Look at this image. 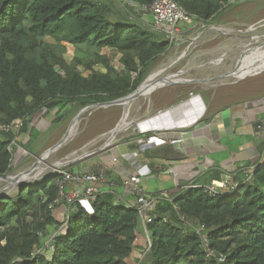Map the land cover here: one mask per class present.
<instances>
[{
    "label": "trees",
    "instance_id": "obj_1",
    "mask_svg": "<svg viewBox=\"0 0 264 264\" xmlns=\"http://www.w3.org/2000/svg\"><path fill=\"white\" fill-rule=\"evenodd\" d=\"M130 1L148 6L154 0ZM174 1L202 24H213L237 3ZM171 44L123 0H0V177L12 171L9 148L26 150L16 139L28 136L29 143L38 133L29 129L34 115L54 112L61 123L87 106L131 94ZM104 50L119 55L120 69ZM18 121L22 126L16 130ZM153 152L183 159L169 146L145 154ZM257 154L252 165L233 171L237 188L227 194L212 197L191 180L168 199L157 196L146 225L150 248L139 264H264V141ZM207 174L218 180L221 171ZM62 177L55 173L0 199V264H127L140 229L137 210L115 205L112 193H100L92 215L72 204L58 222L48 206ZM63 225L47 256L42 233Z\"/></svg>",
    "mask_w": 264,
    "mask_h": 264
},
{
    "label": "rangeland",
    "instance_id": "obj_2",
    "mask_svg": "<svg viewBox=\"0 0 264 264\" xmlns=\"http://www.w3.org/2000/svg\"><path fill=\"white\" fill-rule=\"evenodd\" d=\"M143 18L150 23L149 16L143 15ZM261 24H264V0H237V3L227 8L213 24H202L193 21L189 25L181 26V34L171 41L172 44L168 51L150 66L147 77L150 76L145 83L157 85L158 83L173 78L177 71L187 70L185 74L174 79L173 82L176 83V85L164 87L159 90L157 88H152V90H146L144 95L140 96L137 100L132 99L130 103L131 109L124 121V110L120 105L87 110L75 125L73 134L62 144V147L55 152H52L53 149L51 147L63 140L65 132L68 130L75 116L58 123L54 112L44 111L45 114H43V111H41L37 113L32 117L29 129L37 130L38 133H36V136H33L29 143H27L28 136H20L16 139V142L20 141V144L25 145L27 151L19 145H14L12 149V171L7 176L13 177L18 173L26 170L29 171L43 153L41 159H44V161L40 166L42 170L49 168L47 170L49 172L45 171V174L43 173L44 176H41L43 175L41 174L36 178H26L24 181H21V183L37 182L39 179L48 174L55 173L56 171H67L68 173L73 171H79L80 173L82 171L87 172L92 170L93 167L96 168L100 166L103 160H107V158H117L118 156H115L114 147L126 143L132 136L139 135L138 137H140L144 134H151L142 133L141 131L135 133L133 130L134 128H131V122L133 121L134 123L136 121L137 124L146 122L145 125L141 124L140 126V129L146 128L144 131L153 128L183 127L187 126L189 120L194 119L195 121L198 114L205 109V106L207 109L200 122L211 116L214 111L241 102H250L252 100L250 102L252 104L255 103L256 100L264 99V60L260 61V65H257L259 62L257 61L252 65L242 68L235 77L244 79L235 84L231 83L232 80L235 81L233 77L232 79L223 77L214 81H205L200 85L197 81L196 83H189L191 80L218 78L234 70L236 62L243 52V44H246L248 48H257L261 44H264V25ZM216 25L222 26L223 28L226 27L225 31L228 34H217L212 30V27ZM250 28H255V32L253 31L251 34L243 33ZM258 29L259 31H257ZM66 46L68 55L72 56V47L70 45ZM259 48L261 49L257 52L258 54L262 51L264 52V45H261ZM172 50L173 52H171ZM104 53L109 57L112 65L120 69L119 55L110 50H104ZM221 57L223 58L219 63L218 59ZM94 69L98 70L101 69V67H96ZM254 72L260 73L251 76ZM87 74L89 73H84V75ZM190 95H194V97L185 102V99H188ZM155 99L157 102L152 105ZM134 101L136 103H134ZM181 102L185 103L181 104ZM170 107L174 108L166 111ZM161 110L165 112L159 114L160 118H158L159 115H155ZM120 126V129H122V127L123 129H130L124 132L125 134L121 133L113 139L109 147L95 151L106 143V139L102 137L107 136L115 127V129L118 130ZM49 148L51 149L48 150ZM76 152L79 154L83 152L90 154L66 166L54 168ZM21 183L10 187L9 185L5 186L4 182H0V196L13 195L20 188L22 185ZM59 207L60 205L53 211ZM55 213V217L61 220L63 214L58 210H56ZM55 230L56 229L53 227H47L42 233L43 251L49 249V242ZM49 252L50 250L46 251L45 254L48 256Z\"/></svg>",
    "mask_w": 264,
    "mask_h": 264
},
{
    "label": "crops",
    "instance_id": "obj_3",
    "mask_svg": "<svg viewBox=\"0 0 264 264\" xmlns=\"http://www.w3.org/2000/svg\"><path fill=\"white\" fill-rule=\"evenodd\" d=\"M192 97L194 95H190L188 99H185V102ZM155 102H157L156 99L153 100L152 105ZM185 102H181V104ZM250 102H241L214 111L211 116L200 122L205 114L204 111L202 117L189 126L151 129L142 132L160 134L168 140V143L161 147H171L177 155L183 156V159L179 161L166 160L162 154H154V152L152 155L140 153L138 157L130 158L127 163L123 161L115 163L112 162V159L107 158L95 168L97 174L106 178V182L99 186L100 193H112L115 196V202L118 204L125 207L134 206V196L123 189V176L136 171L143 173L147 170H150L151 175L142 178L141 185L148 197L155 198L165 193L168 195L169 192L178 190L181 185L188 187L189 185L186 186L185 184L191 180L195 181L196 186L206 187L205 185H207L216 188L218 191H223V187L229 185L233 171L237 167L246 163L252 165L258 159L257 146L264 141V99L256 100L252 104ZM173 108L164 110L169 111ZM164 110L157 112L155 116L165 112ZM131 146L133 145L122 143L114 147L115 156L135 150ZM158 148L160 147L153 149V151ZM212 168L221 171L218 180L215 179L214 175L209 177L207 174V171ZM93 172L94 167L87 172L73 171L71 174L83 175ZM68 189L81 192L84 185L72 182L68 185ZM69 208V205H60L56 210L62 213L63 217L58 220L55 217V210L52 212L54 219L62 222ZM139 227L140 229L136 233V245H134V250L126 261L127 264H138V250L145 244L144 230L140 221Z\"/></svg>",
    "mask_w": 264,
    "mask_h": 264
},
{
    "label": "built area",
    "instance_id": "obj_4",
    "mask_svg": "<svg viewBox=\"0 0 264 264\" xmlns=\"http://www.w3.org/2000/svg\"><path fill=\"white\" fill-rule=\"evenodd\" d=\"M123 4L134 7L138 12H141L143 15L149 16L150 28L153 31L164 35L170 41L177 38L181 34V26L189 25L194 21L193 16H191L180 6H178L174 0H154L148 6H138L130 0H123ZM21 126L22 121H18L14 125L16 130H19ZM167 143L168 140L160 134H144L138 138L136 137L135 139H131L130 141L126 142L127 145H135V150L120 154L117 158H112V162L117 163L118 161H123L127 163L130 158H136L140 153H145L146 151L164 146ZM12 149V147L9 148V151L11 153ZM58 173H61L63 176L62 179L57 182L59 192L53 203L48 206V209L54 210L58 205L62 204L66 206L78 204L82 209L86 211L87 214L92 215V202L95 200L96 196L100 194L99 186L106 182V178L97 173L83 175H74L68 173L67 171H59ZM150 175V170H147L143 173H139L136 171L132 174L128 173L124 175L122 179L123 189L132 194V196H134L135 198L134 206H129L127 208H135L137 210L138 219L141 222L144 230L145 244L138 250V264L144 258L145 254L149 251L150 248V240L146 230V225L152 222L151 213L155 211L156 205L159 200L156 197H148L141 185V179ZM72 182L82 183L84 185L83 191L79 192L74 189L69 190L68 185ZM203 188L206 193L214 197L220 193L227 194L235 190L237 188V184L234 183L232 177L230 179L228 187H223V191H218L212 186H206ZM160 196L163 199H168V195L166 193ZM114 204L117 205L118 203L114 202ZM64 229L65 225L58 228L52 238L58 233H63ZM136 241L137 236L135 238L134 245H136ZM203 241L204 243H206L204 237ZM49 250L50 252L53 250L52 246H49Z\"/></svg>",
    "mask_w": 264,
    "mask_h": 264
},
{
    "label": "bare ground",
    "instance_id": "obj_5",
    "mask_svg": "<svg viewBox=\"0 0 264 264\" xmlns=\"http://www.w3.org/2000/svg\"><path fill=\"white\" fill-rule=\"evenodd\" d=\"M242 2H244V1H242ZM260 24V23H259ZM261 25H264V24H261ZM256 26H257V24H256ZM254 27V26H253ZM259 27V26H258ZM264 27V26H263ZM256 28V27H255ZM255 28H251V29H246L247 31H245V32H243V33H248V34H251L253 31L255 32ZM212 30H214L217 34H222V33H226V27H222V26H219V25H216V26H213L212 27ZM262 30V29H261ZM257 31H259V29L257 30ZM213 32V31H212ZM259 33V32H258ZM215 34V33H214ZM239 34V33H238ZM242 36V35H241ZM246 36V35H245ZM244 37V36H243ZM213 38V37H212ZM215 38V37H214ZM242 38V37H241ZM240 38V39H241ZM245 38V37H244ZM209 39V38H208ZM211 39V38H210ZM248 39V38H247ZM206 40V39H205ZM244 40V39H243ZM209 42V41H208ZM206 44V43H205ZM204 46V45H203ZM198 48V47H197ZM195 49V48H194ZM193 49V50H194ZM261 48H259V47H257V48H248V46L246 45V44H243V52L241 53V55L240 56H242V54H243V60H241L240 61V65H239V67L237 68V69H235V70H232V71H230V72H228L227 73V76L226 77H224V78H230V79H232V77L234 78V80L235 81H233L232 80V84H235V83H238L239 81H241L242 79H244V78H237V77H235V75L242 69V68H244V67H246V66H249V65H252V64H254L255 62H257V61H259L258 63H257V65H260L261 64V60H264V56H263V51L262 52H260L259 54L257 53L259 50H260ZM178 50V49H177ZM245 51V52H244ZM171 52H173V50L171 51ZM194 52V51H193ZM182 53V52H181ZM186 54H188V53H186ZM191 55V54H190ZM189 56V55H188ZM183 57V56H182ZM202 57V56H201ZM178 58V57H177ZM222 58L223 57H221V58H217L218 59V62L220 63L221 61H222ZM184 59V58H183ZM239 58H238V62H239ZM214 62V61H213ZM215 63V62H214ZM218 63V64H219ZM165 64V63H164ZM179 64V63H178ZM167 68V67H166ZM175 68V67H174ZM258 68V67H257ZM171 69H173V68H171ZM178 69V68H177ZM183 69V68H182ZM175 70V69H174ZM180 71V70H179ZM186 71L187 70H184V71H180V72H176V74H175V76L173 77V78H171V79H168V80H165V81H163V82H161V83H158L157 85L155 84V85H153V84H144L134 95H132L131 97H129L128 99H125V100H123L122 102H120V106H122V108H123V121L124 120H126V118H127V116H128V114H129V111H130V109H131V105H130V103H131V101H132V99H135V100H137L140 96H143L144 95V93H145V91L146 90H152V88H157V87H159V86H161V85H164V87H168V86H171V85H176V84H173L174 82V79H176V78H178L179 76H181V74H185L186 73ZM260 72H263V71H260ZM260 72H258V73H260ZM257 72H254V73H252V75L251 76H254V75H256V74H258ZM155 74H157V73H155ZM180 74V75H179ZM150 76V75H149ZM148 76V77H149ZM162 76V75H161ZM229 76V77H228ZM250 76V77H251ZM162 78V77H161ZM245 78H247V77H245ZM195 79V78H194ZM197 82H198V84L200 85V84H202V83H200L201 81H203V82H205V80H196ZM134 103H136L135 101H134ZM133 104V103H132ZM101 107H103V106H96V107H90V108H88V109H86V110H84L79 116H77L73 121H72V123L70 124V126H69V128H68V135H66V136H64V138H63V140L59 143H56L55 144V149H53L52 150V152H55L56 150H58V149H60V147H62V144L63 143H65L67 140H68V138L73 134V132H74V129H75V125L78 123V121L81 119V117L84 115V113L87 111V110H90V109H95V108H101ZM204 111H206L205 109L202 111V112H200L199 114H198V116H197V118L195 119V121H197L199 118H201L202 117V115H203V113H204ZM161 114V113H160ZM158 118H160V115L158 116ZM194 121V119L192 120H189L188 122H187V126H189V125H191L192 123H194L195 122ZM134 122V121H133ZM133 122H131V124H132V126H131V128L133 127L134 129L135 128H137V130L138 131H141V132H143L146 128H141L140 129V126H141V124L142 125H145L146 124V122H142V123H140V124H137L136 123V121H135V123L133 124ZM140 122V121H139ZM124 123V122H123ZM122 123V124H123ZM121 124V125H122ZM118 125V124H117ZM116 125V126H117ZM123 126V125H122ZM116 128V127H115ZM113 129V131L111 130L110 131V133L107 135V136H105V137H102V138H105L106 139V144H108V143H110L111 141H113V139H115L119 134H121V133H124V132H126V131H128L130 128H127V129H123V127H122V129H120L121 128V126L119 127V129L118 130H116V129ZM133 129V130H134ZM154 129V128H153ZM117 131V132H116ZM125 134V133H124ZM128 134V133H127ZM121 137V136H120ZM102 142V141H101ZM51 149V148H50ZM50 154H52V153H50ZM85 155H87V153H78V152H76V153H74V154H72L71 156H69L68 158H66L64 161H73V160H75L76 158H81V157H83V156H85ZM44 161V159H40L39 161H38V164H36V165H34L26 174H24L23 176H21V177H19V178H13L12 176H11V178H9V179H7V180H1L0 179V182H4L5 183V186L6 185H9L10 187L11 186H14V185H17L16 184V182L15 181H24L26 178H30L31 179V177L33 178V177H39L41 174H45V171L46 172H49V171H47L49 168H47V169H45V170H42L41 169V163ZM64 161H62L61 163H59L56 167H54V168H59V167H61V165L64 163ZM57 164V163H56ZM50 166V165H49ZM51 167V166H50ZM52 168V167H51ZM50 168V169H51ZM44 174L43 175H41V176H44ZM24 176H26V177H24ZM22 177H24V178H22ZM5 188H7V187H5ZM4 190V189H3ZM2 194V193H1Z\"/></svg>",
    "mask_w": 264,
    "mask_h": 264
},
{
    "label": "water",
    "instance_id": "obj_6",
    "mask_svg": "<svg viewBox=\"0 0 264 264\" xmlns=\"http://www.w3.org/2000/svg\"><path fill=\"white\" fill-rule=\"evenodd\" d=\"M251 29V28H250ZM224 34H228V33H225L224 32ZM261 45H264V44H261ZM260 45V46H261ZM259 46V47H260ZM236 47V46H235ZM245 52V51H244ZM244 54V53H243ZM243 54H242V56H240L239 57V62L237 61L236 62V65H235V68H234V70L235 69H237L238 67H239V63H240V61L241 60H243ZM180 75V74H179ZM182 75V74H181ZM227 76V74H225V75H223V76H221V77H218V78H213V79H209V80H205V81H214V80H217V79H221V78H223V77H226ZM148 81V77L147 78H145L143 81H142V83L136 88V90H134L131 94H128L127 96H125V97H123V98H120V99H117V100H114V101H112V102H107V103H102V104H96V105H91V106H87V107H85V108H83L82 110H80L78 113H77V115L73 118V120L77 117V116H79L84 110H86V109H88V108H90V107H96V106H103V107H112V106H119V104H120V102H122L123 100H125V99H128L129 97H131L132 95H134L146 82ZM189 83H196V80H191V81H189ZM200 83H203V81H201ZM173 84H176V83H173ZM180 85V84H179ZM161 88H164V85H161V86H159V87H157V89L159 90V89H161ZM72 120V121H73ZM72 123V122H71ZM133 124H134V122H133ZM69 128V127H68ZM134 132L136 133V132H138V130H137V128H135L134 129ZM66 135H68V130L65 132V136ZM112 144V142L109 144V145H107L106 143L104 144V145H102L99 149H97V150H95V151H98V150H103V149H105V148H107V147H109L110 145ZM55 146V145H54ZM54 146H52L51 148L52 149H55V147ZM48 150H50V148L48 149ZM47 150V151H48ZM46 151V152H47ZM45 152V153H46ZM44 154V153H43ZM42 154V155H43ZM90 153H87V155H85V156H83V157H81V158H76L75 160H73V161H64V163L61 165V166H66V165H68V164H70V163H72V162H74V161H77V160H80V159H82V158H84V157H87L88 155H89ZM42 155H41V157H42ZM41 157H39L38 158V160H37V162H35L34 164H33V166L34 165H36V164H38V161L41 159ZM28 172V170H26V171H24V172H21V173H18L17 175H15V176H13V178H19V177H21V176H23L25 173H27ZM58 171H56L55 173H57ZM55 173H51V174H48L47 176H45V177H43V178H41V179H39V180H42V179H44V178H46V177H48V176H51V175H53V174H55ZM9 178H11L10 176H7V177H0V179L1 180H7V179H9ZM38 180V181H39ZM16 182V184H20L21 183V181H15ZM33 182H31V183H21L22 185L20 186V188L19 189H24V188H26L29 184H32ZM4 196H0V199L1 198H3Z\"/></svg>",
    "mask_w": 264,
    "mask_h": 264
}]
</instances>
